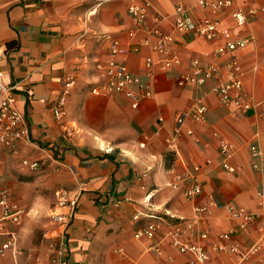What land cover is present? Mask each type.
<instances>
[{
	"label": "crops",
	"instance_id": "1",
	"mask_svg": "<svg viewBox=\"0 0 264 264\" xmlns=\"http://www.w3.org/2000/svg\"><path fill=\"white\" fill-rule=\"evenodd\" d=\"M234 1L244 11L258 9L242 26L235 25L226 12L219 16L234 36H252L239 50L241 82L251 99L260 100L264 98V0ZM175 2L191 17L205 14L195 0H153L144 27H150L151 15L158 13L165 17L161 30L171 32ZM126 3L0 0V79L14 86V105L28 126L27 143L15 151L0 146V182L21 208L19 222L65 212L67 206L57 203L56 193L61 192L76 199L65 229L68 264H185L189 255L177 253L166 238L161 239L167 230L165 222L152 239L136 238L133 233L149 219L146 214L167 211L175 217L192 216V202L184 199L183 186L171 184L175 172L199 164L201 191L194 202L210 197V203L183 240L197 241V232L205 231L207 237L200 242L208 248L219 233L229 231L243 249L264 229V194H256L257 190L264 192V173L251 171L246 147L253 142L264 151V119L254 109L233 116L230 106L220 104L211 91L216 81L179 86L168 72L155 73L150 79L151 96L140 99L136 108L119 93H88L97 64L108 57V38L127 44L145 35L140 31L133 39L126 37L132 27ZM172 34V48L181 58L179 70L185 69L191 57L201 63L221 62L210 56L218 41ZM148 54L147 46L128 52L124 58L127 69L140 74L142 58ZM70 72L76 81L65 98L61 118L55 119L51 107L61 93L62 76ZM196 98L206 105L204 120L186 119L173 146H167L165 138L173 129L174 115L187 111ZM219 140L234 148L233 172L219 165ZM23 157L38 160V167H22ZM227 203L252 213L253 221L241 227L225 211ZM19 222L0 216V243L9 232L21 234ZM52 224L48 230L57 227ZM154 244L157 253L149 250ZM208 250L205 264H264L259 256ZM12 251L0 256V264H20Z\"/></svg>",
	"mask_w": 264,
	"mask_h": 264
},
{
	"label": "built area",
	"instance_id": "2",
	"mask_svg": "<svg viewBox=\"0 0 264 264\" xmlns=\"http://www.w3.org/2000/svg\"><path fill=\"white\" fill-rule=\"evenodd\" d=\"M153 0H127L126 13L132 21V27L126 30V37L133 39L137 33L144 31L145 35L138 41H131L127 44L120 43L115 38H108V57L104 63L97 64V75L90 83L88 93L95 96H106L111 93H119L129 100L131 108H136L142 98L151 96L150 79L155 73L168 72L172 75L174 82L179 85L200 86L208 81H216L211 86L216 100L223 105H229L233 116H241L250 109L258 111V116L264 119V98L253 100L246 94L241 82V68L239 64V50L252 40V36H234L227 26L222 24V17L219 13L226 12L235 25L242 26L247 17H254L258 9L249 7L245 11L235 3L234 0H195L196 5L205 11L199 17H191L181 3L173 4L171 32L162 31L161 21L163 15L153 13L151 15L152 25L144 27V21L148 15ZM173 33L202 36L206 39H214L217 42L211 52V57L221 59L220 63L212 60L204 63L197 57H191L186 62L184 70H179L181 58L172 45L174 43ZM140 46H147L150 54L142 58V72L131 73L124 62L126 54L130 51H137ZM207 57H210L206 55ZM2 53L0 52V58ZM61 93L54 105L51 107L55 119L61 118L63 105L69 91L73 88L76 77L73 72L66 73L61 79ZM13 85H8L0 79V146L15 151L18 146L28 142V126L24 115L14 105ZM206 105L202 98H196L192 106L184 112L174 115V126L169 135L165 138L167 146H173L174 140L181 131V126L186 119L202 121L205 117ZM160 120V118L158 119ZM185 132L192 135L191 129ZM249 167L254 173H264V151L255 143L247 144ZM219 165L227 172H233L235 167L230 163L234 154L231 143L219 140L218 143ZM207 163V162H206ZM20 164L29 170L38 167V160L21 158ZM200 172L202 166L191 164L182 171L173 174V187H182V195L186 201L192 202V216L180 218L164 211L162 214H146L149 218L141 224L133 233L136 238H154L161 224L165 222L167 230L163 238L167 239L169 245L179 254L189 255L185 264H205L208 259V249L219 253H239L241 257L259 256L264 258V229L261 230L257 239L241 249L231 239L229 231L221 232L216 239L209 242L208 248L200 241L207 235L205 231H198L197 241H185L183 236L190 232L195 222L199 221L207 212L210 197L202 203L194 202L195 197L201 191ZM257 196L262 197V190L256 191ZM57 203L66 205L63 213H52V221L57 227L42 232V237L50 239L51 256L48 264H68L69 255L65 241V229L69 218L73 213L76 204L75 198H67L61 192L56 193ZM225 211L233 218L240 221L244 227L253 221L254 215L231 204L224 205ZM0 216L13 223L19 222L21 208L10 199L8 190L0 182ZM138 214V213H137ZM135 215L133 218H137ZM160 239V240H161ZM16 235L9 232L8 237L0 243V256L14 249ZM152 253H157L156 244L149 247Z\"/></svg>",
	"mask_w": 264,
	"mask_h": 264
},
{
	"label": "rangeland",
	"instance_id": "3",
	"mask_svg": "<svg viewBox=\"0 0 264 264\" xmlns=\"http://www.w3.org/2000/svg\"><path fill=\"white\" fill-rule=\"evenodd\" d=\"M51 214L43 216L39 221L27 219L21 224L19 222L18 226H22L21 234L16 236L12 254L20 264H48L51 256L50 239L42 237V232L54 226Z\"/></svg>",
	"mask_w": 264,
	"mask_h": 264
},
{
	"label": "trees",
	"instance_id": "4",
	"mask_svg": "<svg viewBox=\"0 0 264 264\" xmlns=\"http://www.w3.org/2000/svg\"><path fill=\"white\" fill-rule=\"evenodd\" d=\"M6 44H7V46L9 47L10 45L13 44V41H11V42H7Z\"/></svg>",
	"mask_w": 264,
	"mask_h": 264
}]
</instances>
